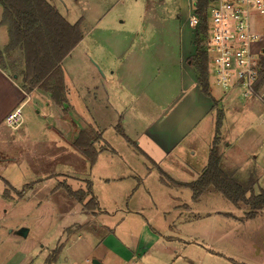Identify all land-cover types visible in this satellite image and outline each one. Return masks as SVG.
I'll return each instance as SVG.
<instances>
[{"label":"crops","instance_id":"0c3cea01","mask_svg":"<svg viewBox=\"0 0 264 264\" xmlns=\"http://www.w3.org/2000/svg\"><path fill=\"white\" fill-rule=\"evenodd\" d=\"M47 1L58 10L51 2L52 0ZM171 1L169 0V3ZM166 2L167 0H147V8L158 13L156 15H149V13L143 15L140 19L144 20L146 25L140 27L125 26L126 22L121 20L120 26L106 30L105 33L101 34V39L95 38L96 32H100L99 29H92L91 33L86 35L80 28L82 41L65 58L62 66L68 58H72L74 52H77V49L81 48L85 41L87 42L88 38L92 37V41L101 43V50L95 52L94 55L91 48H88L81 52V56L89 64H91L90 60L93 59L97 65H93V68L95 70L98 67L101 68L104 76L101 77L98 70L95 76L90 75L85 81L79 77L75 79V76H72L71 81L68 82L65 76L67 100L64 109L67 111V115H64L62 109L53 104L48 94L39 89L28 92L23 88L22 79L25 65L20 50L5 54V64L3 62L0 66V129L6 126V117L17 108L22 107L23 116L25 104L35 101L37 106H41L45 103V107L48 109L46 121L49 124L44 129L49 132L52 130L57 132L58 136L56 135V137L59 139L58 141L56 138V141L52 139L45 144H52L56 163L71 164L74 159L79 161L77 154L80 153L73 148V142L81 131L89 128L100 136L94 142V147L99 152L96 164L103 154L112 155L106 157V164H110L115 157L121 161L119 159L121 156L117 150L113 149L104 139L105 134L111 132L115 135L112 138L122 139L127 144L130 155L141 159L144 168L146 167L145 174H141L131 167H128L127 171L119 173L116 165L110 164L108 166V170L111 169L110 173L104 176L99 174L98 180L107 186L103 189L102 194L95 191V185L88 173L82 179L86 183H91L92 193L99 207L97 215L84 211L81 204L75 203L79 205V209L76 210L79 222L71 226V228L76 227V229L70 231L69 228L63 231L58 245L62 243L63 251L73 238L75 243L84 238H90L91 241L96 239L98 242L92 245V249H102L103 252L92 259L95 258L101 264L105 263L108 254L117 256L113 253L116 249L124 247V251H126L125 245L133 246L135 255L141 257L149 254L151 249H155L157 245H163L164 248L169 249L171 245L167 244H171L173 238H179L178 233L181 227H184L189 235V241L184 242V245H200L196 242L199 238L198 241L204 245L213 243L216 246L215 242L224 241L225 236L221 227H214L211 222H208L212 215H221L223 225L226 223L245 225L264 217V210L259 212L254 219L244 218L247 210H244L242 216H234L232 213L218 214L219 212L198 211V207L203 204L207 196L213 198L221 195L215 191L204 193L197 202L192 200V190L188 185L197 181L206 170L215 139L213 114L217 110L234 109L238 111L239 109L236 108L239 101L237 96L241 97V94L240 90L236 88L228 91L223 90V93L218 96L213 94L211 84L216 83V81L215 78H211L214 74V68L210 64L207 50L211 97L206 96L201 91L197 72L191 61L197 54V38L203 40L202 44L205 49L207 41L206 36L203 38L200 29L197 30L190 25L191 18L193 16L200 17V15L190 0H178L181 3L179 15H162ZM58 12L62 15L59 10ZM2 15L3 7L0 5V23ZM62 16L68 21L64 15ZM9 42L8 27L0 25V52L7 47ZM17 70L19 73L11 74L12 71ZM244 112L247 113L248 111ZM225 115L222 131L229 116L228 112ZM206 123L208 124L207 127ZM120 130L123 134L120 133ZM6 133L8 132L6 131ZM24 134L21 135L22 142L25 140L32 142L31 131L26 130ZM6 139L7 134L5 136L0 134V141ZM226 148L229 149L228 144ZM221 155L223 156L222 165L224 167L226 157L222 152ZM80 156L82 155L80 154ZM254 160L257 165L256 158ZM230 164H232V171H239V167L234 165L232 161ZM94 167H89L90 174L93 173L92 168ZM255 169L258 175V183L254 187V194L259 195L264 190V172L258 170L256 166ZM55 175L59 177L70 175L71 178L75 176L55 171L45 174L44 176L47 177L44 179L54 180ZM236 177L241 181L248 178L242 180L238 176ZM149 180H153L152 183H149ZM137 194L138 196H147V203L155 207L166 205L171 208V210L163 209L164 229L169 228V235L165 236V232H158L154 228H152L154 235L151 236L153 240L146 235L144 225L150 226V220L144 215L145 209L143 210L142 206L136 205L133 209H129L133 197ZM190 199L191 203L189 202ZM106 203L116 207L113 209L119 207L115 211L117 214L102 210L101 204L106 205ZM235 207L241 208L242 206ZM243 207L247 208L246 206ZM68 214L73 215L71 211ZM100 217H107L109 220L112 218L119 222L114 228L100 225L96 229L93 223ZM136 217L140 218L142 223H131L137 224L138 227H136L137 225L135 227L130 225L129 228L121 230L120 227L123 223L135 221ZM196 225L200 227L192 232L191 226L195 227ZM100 231L104 233L101 235L102 232ZM115 235L117 239L113 237ZM113 240L118 244L115 246L117 248L112 247ZM160 240L164 242L160 243ZM208 251L214 255L227 258L229 261H234L223 254L215 253L210 249ZM135 257L131 256L127 261V258L122 260L119 256L120 259H116L115 262L125 264L127 261V264H137ZM92 259L88 260L87 257V262L92 264L95 260ZM110 261L113 262L114 260L110 259ZM66 262L77 264L80 262V258L78 259L75 254H72L66 257Z\"/></svg>","mask_w":264,"mask_h":264},{"label":"rangeland","instance_id":"374dc122","mask_svg":"<svg viewBox=\"0 0 264 264\" xmlns=\"http://www.w3.org/2000/svg\"><path fill=\"white\" fill-rule=\"evenodd\" d=\"M146 1L52 0L51 2L69 22L73 24L80 23V28L86 35L90 34L92 29H99L100 32H96L95 38L101 39V34L105 33L106 30L120 26L119 22L121 20L126 22L125 26L140 27L146 25L144 24V20L140 18L148 13L149 15H156L158 13L151 8H147ZM180 6L181 3L178 0H172L170 3L167 0L162 15H179ZM185 13L188 14V12ZM252 30L260 35L259 46L263 47L264 17L253 19ZM92 40V37L88 38L87 42L85 41L82 47L78 48L77 52H74L72 58H68L64 62L62 67L68 82L71 81L72 76H75V79L79 77V79L85 81L88 76H95L97 70L101 77L104 76L101 68L98 67L96 70L93 68V65L97 66L93 59L90 60L91 64H89L81 56V52H84L88 48H91L94 55L95 52L101 50V43L98 44ZM96 56H98V53H96ZM16 72L19 73L17 70L15 72L12 71L11 74L13 75ZM212 77L215 78V75L212 74ZM211 87L215 96L223 93V90L215 82L211 84ZM237 97L239 101L236 108L239 109V113L234 109L217 110L213 116L215 119V137L219 139V151L226 157L224 169L232 171V164H230V161H232L234 165L239 167L238 172H233L237 173V176L244 180L249 176L251 171H256L255 166L258 170L264 172V107L255 100H245L242 97ZM45 105L44 103L41 106H37L35 101L25 104L23 109L24 124L22 128L15 132L9 128H5L6 126L4 127L5 129H0V134L4 136L7 134V139L0 141V176L2 177L0 179V264H46L47 256L52 253L50 251L59 245L63 247L62 243L58 245L63 231L69 228L70 231L76 229V227L71 228V226L79 222L78 215H76L79 205L68 203L65 200V190L67 187L73 191L79 189L86 190L88 184L82 179L86 177L87 173L95 185V191H98V194L99 192L102 194L103 189L107 186H104L103 182L98 180L99 174L104 176L110 173L111 169L109 168L108 170L110 164L116 165L119 173L127 171L128 167L136 169L141 174H145L146 172V167L144 168L142 160L132 157L127 150V144L120 138H112L115 135L111 132H107L104 139L113 149L117 150L121 156L119 157L121 161L115 157L110 164H106V157L112 155L103 154L98 164H96V161L93 165L95 167L92 168L93 173L91 174L89 167L93 166L89 165L80 154H77L79 161L74 159L71 164L56 163L54 158L55 151L52 144L45 143L52 139L53 141H58L59 139L56 137V135L58 136L57 132L53 130L49 132L44 129L49 124L46 121L48 109ZM244 111L248 112L245 113ZM226 112H228L229 116L222 131ZM220 116L222 117V125L217 134V122ZM207 123L205 124L206 127ZM26 130L31 131L32 142H28V140L22 142L21 135H25L24 132ZM13 138H16V140H13ZM227 144L229 149L226 148ZM255 158L257 165L255 164ZM55 171L75 176L71 178L69 177L70 175L61 177L55 175L54 180L44 179L47 177L44 176L45 174ZM5 181L9 186L6 185ZM152 181L149 180L148 182L152 183ZM57 187L59 189H56ZM114 187L116 188V186ZM7 188L9 189L7 193L8 198H5L4 192ZM19 194L22 196L19 197ZM210 197L207 196L205 198L206 200L203 201V204L198 207V211L219 212L218 214L232 213L234 216H242L244 215V210H249L243 206L236 208L222 195ZM147 199V196H138L137 194L133 197L129 209H133L135 205L142 206L143 210L145 209L144 215L150 220V226L145 224L144 231L149 238L154 235L152 228L158 232H165V236L169 235V228L166 227L164 229L163 214V209L168 207L166 205L155 207L147 203ZM189 202L191 203V199ZM101 208L112 214L119 207L113 209L116 207L106 203V205L101 204ZM168 209L171 210V208ZM70 211L73 215L68 214ZM84 211L97 215L98 209L97 207H92L91 210L87 208ZM139 219L136 217L135 221L131 220L130 222L123 223L120 227L121 230L129 228L130 225L134 227L137 225L131 222L142 223ZM222 219L221 215H212L211 220L208 221L214 227H221L222 232H224V241H216V246L213 243L204 245L198 241L199 238L196 242L200 245H184V242L189 241V235L185 228L181 227L178 233L179 238H173V242L167 244L171 245L169 249L164 248L163 245H157L155 249H151L150 253L147 254L148 256L141 257L135 255L133 246L125 245L126 251H124V247L115 251L112 250L117 256H110L108 254L104 264H118L115 261L120 259L119 256L122 260L127 258V261L131 256H136L134 259L137 264H264V217L245 225H235L233 223H231L232 225L229 223L223 225ZM118 222L112 218L109 220L107 217H100L94 221L93 225L96 229L100 225L114 228ZM199 227L198 225L195 227L191 226L190 230L193 232ZM21 229L28 230L26 238L18 235ZM250 236L252 237L250 238ZM113 237L117 239L116 235ZM73 239L63 249L55 264H68L66 257L72 254H75L78 259L80 258V262L77 264H89L87 257L88 260H91L103 252L102 249H92V245L98 242L96 239L91 241L90 238H84L77 243L73 242L75 240ZM161 242L163 243L164 241L160 240ZM115 246H118V244L113 240L112 247ZM208 249L232 258L234 261L232 262L227 260V258L214 255ZM110 259L114 261L111 262ZM127 261L125 264H127Z\"/></svg>","mask_w":264,"mask_h":264},{"label":"trees","instance_id":"16d2710c","mask_svg":"<svg viewBox=\"0 0 264 264\" xmlns=\"http://www.w3.org/2000/svg\"><path fill=\"white\" fill-rule=\"evenodd\" d=\"M210 0H198L195 8L202 18L201 33L206 36L205 13ZM3 7L0 25L8 27L10 42L0 52V66L3 64L4 55L20 50L24 60L23 88L31 92L39 89L48 94L53 104L64 109L66 103L67 87L62 62L72 50L82 41L80 23L71 25L60 15L58 10L47 0H0ZM203 40L197 38V54L191 61L197 72V80L201 91L211 97L208 81V55L203 46ZM264 76V58H262ZM222 117L217 122L216 133L222 125ZM120 133L123 132L120 130ZM100 136L91 129L81 131L73 142V148L80 153L88 163L93 166L99 152L94 147ZM219 139L215 137L210 151L208 166L200 178L189 184L192 190V200L197 202L201 196L209 191L221 194L234 206H246L249 210L245 219H254L259 212L264 210V190L259 195L254 194V187L258 183L256 171H251L245 181L239 180L236 173L226 171L222 165L223 156L218 147ZM0 179L2 177L0 176ZM6 185L8 183L5 181ZM86 190L73 191L67 187L65 198L70 203H78L83 209L99 208L92 193L91 183H87ZM7 188L4 197L8 198ZM22 195L19 194V197ZM62 251L57 249L47 257L46 264H54Z\"/></svg>","mask_w":264,"mask_h":264},{"label":"built area","instance_id":"2783aa9c","mask_svg":"<svg viewBox=\"0 0 264 264\" xmlns=\"http://www.w3.org/2000/svg\"><path fill=\"white\" fill-rule=\"evenodd\" d=\"M190 1L195 8L198 0ZM259 17H264V0H210L205 13L206 50L222 90L239 89L243 99L255 100L264 107V49L259 46L260 35L252 30L253 19ZM201 24L199 16L190 20L197 30ZM22 124V107L5 119V125L13 131Z\"/></svg>","mask_w":264,"mask_h":264},{"label":"water","instance_id":"95a60500","mask_svg":"<svg viewBox=\"0 0 264 264\" xmlns=\"http://www.w3.org/2000/svg\"><path fill=\"white\" fill-rule=\"evenodd\" d=\"M18 235L20 237H23V238H26L27 235H28V230L27 229H21L19 232H18ZM92 264H101L100 262H98L97 260H94L92 262Z\"/></svg>","mask_w":264,"mask_h":264}]
</instances>
